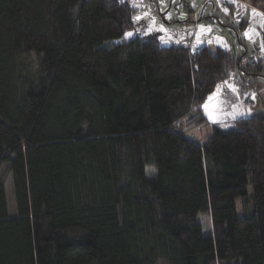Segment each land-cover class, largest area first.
I'll return each instance as SVG.
<instances>
[{
  "label": "trees",
  "instance_id": "1",
  "mask_svg": "<svg viewBox=\"0 0 264 264\" xmlns=\"http://www.w3.org/2000/svg\"><path fill=\"white\" fill-rule=\"evenodd\" d=\"M132 13L0 0V264H264V116L185 138L235 62L127 39Z\"/></svg>",
  "mask_w": 264,
  "mask_h": 264
},
{
  "label": "rangeland",
  "instance_id": "2",
  "mask_svg": "<svg viewBox=\"0 0 264 264\" xmlns=\"http://www.w3.org/2000/svg\"><path fill=\"white\" fill-rule=\"evenodd\" d=\"M117 1L133 9L134 28L128 32L131 36L125 35L127 39L155 35L163 47H183L193 53L202 47L212 53L219 49L226 51L235 62L227 78L216 85L202 106L205 121L200 124L184 122L180 127L185 138L203 142L212 134L214 125L228 128L236 120L264 116L263 0ZM7 168L6 163L1 166L0 177L8 214L14 217L13 182ZM146 171L150 177L155 173L151 167ZM239 211L238 207V216L242 217ZM199 221L210 235L209 217L200 216ZM158 264L166 263L160 261Z\"/></svg>",
  "mask_w": 264,
  "mask_h": 264
},
{
  "label": "snow or ice",
  "instance_id": "3",
  "mask_svg": "<svg viewBox=\"0 0 264 264\" xmlns=\"http://www.w3.org/2000/svg\"><path fill=\"white\" fill-rule=\"evenodd\" d=\"M137 19H139V18H137ZM161 30H163V29H161ZM209 31H210V30H209ZM125 35H126V37H127V36H131L132 34H131V33H126ZM245 35H246V36H249V38H251L249 33L246 32Z\"/></svg>",
  "mask_w": 264,
  "mask_h": 264
}]
</instances>
